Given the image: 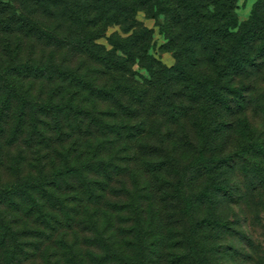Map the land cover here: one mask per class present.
<instances>
[{
  "label": "rangeland",
  "instance_id": "rangeland-1",
  "mask_svg": "<svg viewBox=\"0 0 264 264\" xmlns=\"http://www.w3.org/2000/svg\"><path fill=\"white\" fill-rule=\"evenodd\" d=\"M254 2L236 0L238 23ZM85 5L0 0V69L20 62L49 70L24 79L30 100L24 124L17 126L0 101V188L24 182L18 197L0 199V215L13 231L0 224V264H195L192 243L203 264H264V158L251 155L252 145L264 149V63L231 85L239 96H229L228 110L180 84L137 85L143 94L134 106L128 96L101 99L63 81L57 68L108 88L112 77L102 66L28 27L73 35L83 30L73 11L85 13ZM153 14L138 8L132 29L109 24L96 42L110 49L111 41L147 29L145 63L169 68L176 58L160 29L162 16ZM196 57L194 70L211 73L208 55ZM133 63L134 77L149 81ZM58 105L72 108L78 120L73 112L70 122L58 115ZM242 148L214 170L195 165L200 151L210 158ZM58 170L66 175H54ZM200 219L212 223L195 228Z\"/></svg>",
  "mask_w": 264,
  "mask_h": 264
},
{
  "label": "trees",
  "instance_id": "trees-1",
  "mask_svg": "<svg viewBox=\"0 0 264 264\" xmlns=\"http://www.w3.org/2000/svg\"><path fill=\"white\" fill-rule=\"evenodd\" d=\"M85 2L87 3L85 13L73 11L72 15L75 26H81L86 30L84 32L81 30L73 35L55 37L45 29L37 27L35 23H28V27L34 30L38 37L41 35L57 46L74 49L103 67V70L112 77L113 84L108 88L89 85L72 71L57 68V73L63 77V81L69 80L70 83L79 85L98 98L128 96L132 102L130 106H134L138 103L133 99L139 101L140 94H143L142 89L139 92L136 90L137 85L180 84L189 85L192 97L200 94L201 98L207 100L209 106L210 103L217 104L228 110L229 96L235 98L239 96V88L231 85H237L239 76L264 63V0H255L249 18L243 23H238L234 14L236 0H85ZM138 8H143L147 12L153 10L154 17L162 16L163 23L160 29L167 39V47L174 52L176 63L173 66L166 68L152 59L150 63H145L148 58V44L145 41L149 31L144 28L127 38L120 39L119 42L111 41L110 49L96 42L109 24L124 23V31L132 29L136 24L133 15ZM20 25H24V22ZM197 51L208 55L213 66L211 73L194 70ZM135 60L139 68L150 76L149 81L141 83L134 77L131 67ZM46 74L49 75L47 67H33L29 63L24 65L20 62L0 69V101L3 104L1 110L9 109L17 121V126L24 124V109L30 104L29 98L24 94V79L31 76L41 78ZM202 85L203 89L198 91L197 86ZM12 103H17L15 108ZM58 106L59 108H56L58 115L59 112H63L66 120L70 122L68 115L73 112V119L78 120L72 108L69 110L67 105ZM79 125L78 121L77 126ZM252 148V156L264 158V149L260 145H252ZM246 151L247 149L242 148L231 155L210 158L205 157L204 152L200 151L195 165L198 170H214L231 160L234 155ZM54 175L63 176L66 173L58 170ZM23 192L24 182L14 183L0 188V199L18 197ZM48 194L54 197L50 191ZM207 194V189H203L202 195ZM179 196L186 195L181 193ZM210 223L212 222L208 219H200L193 226L200 228ZM0 224L6 232L11 230L1 215ZM189 249L194 263L203 264L204 261H200V255L195 250V243H192ZM11 252L15 253V250L12 248Z\"/></svg>",
  "mask_w": 264,
  "mask_h": 264
}]
</instances>
